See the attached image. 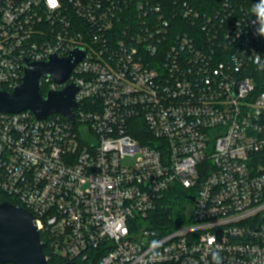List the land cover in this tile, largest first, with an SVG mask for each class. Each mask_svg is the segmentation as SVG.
<instances>
[{"label":"built area","instance_id":"2783aa9c","mask_svg":"<svg viewBox=\"0 0 264 264\" xmlns=\"http://www.w3.org/2000/svg\"><path fill=\"white\" fill-rule=\"evenodd\" d=\"M249 12L241 0H0V90L29 63L85 49L69 80L39 84L45 97L79 85L74 120L0 111V192L35 215L53 254L264 264V38ZM176 185L188 201L171 228L161 209Z\"/></svg>","mask_w":264,"mask_h":264},{"label":"water","instance_id":"95a60500","mask_svg":"<svg viewBox=\"0 0 264 264\" xmlns=\"http://www.w3.org/2000/svg\"><path fill=\"white\" fill-rule=\"evenodd\" d=\"M84 54V48H77L66 58L54 55L47 61L29 63L21 85L13 92L0 90V111L14 114L31 110L38 119L59 113L74 120L79 85L70 83L45 97L39 84L42 77L66 82ZM45 248L35 215L7 200L0 203V264H48Z\"/></svg>","mask_w":264,"mask_h":264},{"label":"trees","instance_id":"16d2710c","mask_svg":"<svg viewBox=\"0 0 264 264\" xmlns=\"http://www.w3.org/2000/svg\"><path fill=\"white\" fill-rule=\"evenodd\" d=\"M222 1L223 0H191V3L201 11H209L219 6ZM241 1L245 4L246 9L249 11L252 8L253 4L258 2V0ZM163 199L164 200L162 203L164 208L161 210L164 216L162 220L167 223V227L176 228L179 224L184 222L182 206L188 201L187 192L181 185H176L166 193ZM5 200L9 201L13 205H18V202L16 200L0 192V203H3ZM41 238L45 241L43 235H41ZM45 253L48 264H85L83 259L81 258L70 259L53 254L48 246H46L45 248Z\"/></svg>","mask_w":264,"mask_h":264},{"label":"clouds","instance_id":"9594fccd","mask_svg":"<svg viewBox=\"0 0 264 264\" xmlns=\"http://www.w3.org/2000/svg\"><path fill=\"white\" fill-rule=\"evenodd\" d=\"M254 17V19H252ZM249 21L253 27V33L256 36L264 38V0H258L257 3L253 4L249 12ZM259 59V55L257 56ZM264 67V65H261ZM156 246V242H153V247ZM222 257L219 251L212 253L213 264H222Z\"/></svg>","mask_w":264,"mask_h":264},{"label":"rangeland","instance_id":"374dc122","mask_svg":"<svg viewBox=\"0 0 264 264\" xmlns=\"http://www.w3.org/2000/svg\"><path fill=\"white\" fill-rule=\"evenodd\" d=\"M134 160H135L134 157L127 158V159H125V160L123 161V165H124V166H130V164L133 163Z\"/></svg>","mask_w":264,"mask_h":264}]
</instances>
